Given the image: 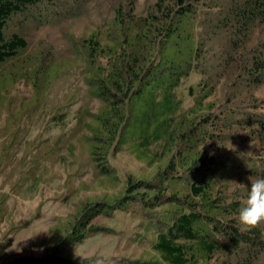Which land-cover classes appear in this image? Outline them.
Listing matches in <instances>:
<instances>
[{
  "label": "rangeland",
  "instance_id": "1",
  "mask_svg": "<svg viewBox=\"0 0 264 264\" xmlns=\"http://www.w3.org/2000/svg\"><path fill=\"white\" fill-rule=\"evenodd\" d=\"M155 2L53 0L8 22L6 36L17 34L27 46L0 66V264H160L156 236L147 230L152 220L132 206L96 218L92 224L99 229L67 253L56 249L86 204H113L130 179H151L177 155V149L165 155L155 143L147 150L149 161L129 145H114L107 158L112 173L103 175L92 153L94 122L106 104L89 85L85 44L94 33L109 43L118 12L144 17ZM197 6L205 47L198 70L203 65L206 71H192L177 93L184 112L197 103L196 121L210 116L204 129L214 135L199 148L232 164L221 192L246 196L247 177L264 178V144L249 125L264 112V83L254 85L246 72L264 35L255 38L261 30L255 31L254 42L232 51L227 32L216 25L226 0H199ZM239 245L202 264H264V248Z\"/></svg>",
  "mask_w": 264,
  "mask_h": 264
},
{
  "label": "trees",
  "instance_id": "2",
  "mask_svg": "<svg viewBox=\"0 0 264 264\" xmlns=\"http://www.w3.org/2000/svg\"><path fill=\"white\" fill-rule=\"evenodd\" d=\"M51 1L0 0V66L27 46L17 34L6 36L10 19L28 7ZM198 2L156 0L144 17L118 12L112 35L107 38L109 43L95 33L86 42L89 85L106 104L96 116L94 135L98 141L92 145L101 173H112L107 158L114 145H129L148 159L147 150L160 143L165 155L175 149L177 155L151 179H130L124 194L113 204H86L81 217L58 242L59 253L74 249L97 231L99 228L92 224L96 218L129 206L155 223L149 221L147 230L156 236L153 249L160 264H202L217 253L236 252L240 243L264 248V223L249 231H241L238 226V213L246 196L225 197L220 190L232 176V164L199 148L206 135L207 141L214 135L204 129L210 116L203 115L200 122L196 121L197 103L184 112L177 93L192 71L201 75L206 71L203 65L202 72L198 70L205 55L203 35L198 32ZM226 2L224 16L216 25L221 23L219 27L227 32L232 51L264 35V0ZM258 30L260 33L252 39ZM257 43L246 61V72L254 85L264 83V38ZM249 125L264 144V112L252 116ZM47 263H53V256Z\"/></svg>",
  "mask_w": 264,
  "mask_h": 264
},
{
  "label": "clouds",
  "instance_id": "3",
  "mask_svg": "<svg viewBox=\"0 0 264 264\" xmlns=\"http://www.w3.org/2000/svg\"><path fill=\"white\" fill-rule=\"evenodd\" d=\"M248 191L238 213L242 231H249L264 223V178L247 177Z\"/></svg>",
  "mask_w": 264,
  "mask_h": 264
}]
</instances>
